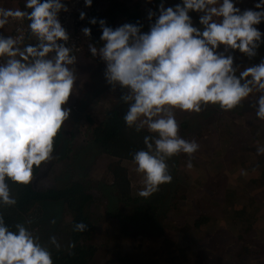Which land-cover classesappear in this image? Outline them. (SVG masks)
<instances>
[{"label": "clouds", "instance_id": "obj_1", "mask_svg": "<svg viewBox=\"0 0 264 264\" xmlns=\"http://www.w3.org/2000/svg\"><path fill=\"white\" fill-rule=\"evenodd\" d=\"M85 5L91 7L92 0ZM25 7H0V29L10 20H27L37 40L21 48L23 35H0V58H8L0 64V203L6 206L17 203L6 180L27 186L34 167L52 159L54 140L70 115L64 106L77 81V57L66 46L69 35L58 19L68 7L62 0H26ZM255 8L261 10L241 12L233 0H182L174 8L161 4L158 17L149 11V21L156 18L146 33L139 22L113 29L99 21L103 46L89 44V50L106 64L105 79L113 90L117 85L127 90L121 96L129 105L123 116L127 127L150 133L144 137L147 150L133 154L135 170L143 175L138 196L148 198L171 183L169 158L187 154L186 167H193L191 157L199 144L181 138L174 110L199 113L211 104L230 111L254 91L264 93V60L237 75L233 56L225 55L229 49L249 58L257 55L262 33L254 25L264 20V0ZM190 11L203 13L202 31L193 26ZM82 32L88 37L91 29ZM221 45L224 51L218 52ZM257 105L256 116L264 120V94ZM257 155H264V147L257 148ZM87 227L76 223L73 230L85 232ZM15 228L10 230L0 215V264H53L52 253L38 237L23 224ZM50 243L61 249L56 236Z\"/></svg>", "mask_w": 264, "mask_h": 264}, {"label": "rangeland", "instance_id": "obj_2", "mask_svg": "<svg viewBox=\"0 0 264 264\" xmlns=\"http://www.w3.org/2000/svg\"><path fill=\"white\" fill-rule=\"evenodd\" d=\"M21 1L0 0V7L22 9L26 4H19ZM122 1L133 6L139 0ZM150 1L153 2V5L149 2L147 6L142 7L143 19H145V23L149 24L148 31L150 24L155 22V17L149 21V11L151 10L157 17L159 16L155 12V7L158 5H154L153 0ZM220 2L222 3V0ZM233 3L241 12L248 9L261 10L255 8V5L261 3V0H233ZM158 4L159 6L165 5L163 1ZM123 24H125L124 19L111 23L114 29ZM7 26L8 24L5 25V30L0 35L8 33ZM35 40L33 39L31 43ZM88 50L89 46L82 53L74 54L77 57V62L73 66L77 81L69 101L64 106L70 109V115L65 121L64 127L73 141L74 156L69 159L63 158L62 162L52 171L49 169L42 174L39 178L41 183L47 182L46 179L49 178L62 184L64 180L66 181V176L63 175L59 178L58 176H62L64 170H69L72 178L85 180L87 187L93 190L99 183L112 185L107 168L117 159L113 160L105 155L94 159V151H97V147L89 145L93 126H90L87 117H92V123L102 122L110 107L120 106L123 103L121 96L127 90L120 89L119 85L117 86L120 87V92L116 93L112 89L105 79L106 64L103 62L101 67L103 70L99 71L100 65L97 64V59L100 57L97 55L94 58H89ZM263 50L264 45L260 43L255 57H258L261 54L258 52ZM217 51L223 52L224 46L221 45ZM228 53L229 50L225 55ZM247 58L242 55L241 63L237 66V75L239 71L250 67L247 63L249 58ZM261 94L264 93L254 91L250 97L230 111H224L217 108V105L211 104L203 106L199 113L174 110L181 138L188 141L195 140L199 144V149L191 157L193 167L191 169L186 167L188 159L180 161L179 174L175 176L174 182L168 183L169 191L161 195L158 193V196H155V200L159 199V202H164L165 206L169 205L170 201L175 206L171 212L169 211V221L165 223L164 217L159 220V227L163 221L162 228L164 229L175 223V228L168 230L167 233L165 230L163 231L169 242L157 246L155 242L150 241L148 246L141 248L143 237L141 232L137 231L139 229L129 224L123 225L116 219L110 221V218L105 215L104 208L96 207L95 219L97 222L92 242L98 247L97 264H121L118 261L124 257L125 253L129 257V264H183L184 260H190L192 248L201 244L202 242L199 241L202 238L207 239V235L203 234L193 237V226L186 220L196 217L199 213L211 214L217 222V229L227 236H232L233 240L236 239L238 229L240 233L243 232L242 228L244 227L239 228L234 222L240 221L246 212L256 211L255 207L259 202L256 196L263 198L264 203V179L262 178L264 155H257V148L264 147V120H260L256 116L257 101ZM183 121L187 124L186 129L182 126ZM178 155L188 156L184 153ZM178 155L176 156L178 157ZM118 162L120 161L118 160ZM121 164L127 168L128 178L134 190L133 197L137 199L139 198L137 193L143 187V175L136 172L135 163L123 161ZM242 170L247 172V175H241ZM249 200L251 203H248ZM150 201L154 202V198ZM228 202H230L227 205L228 209L230 210V206H232L234 214L227 213L226 208L224 209ZM242 208L244 209L243 213L240 212ZM44 209L43 207L37 209L28 220L31 232L39 240L44 239V236L41 238L40 234L42 232L40 225L44 226L45 223V220L40 218ZM60 213L61 209L53 214L51 219L58 218ZM260 214L264 215V212ZM52 225L51 223L47 227ZM46 228L43 229L46 231ZM258 228L260 231H264V219L259 222ZM63 238L67 240L65 235ZM221 240L226 241L227 239L222 238ZM246 244L240 251L257 250L258 247L264 245V242L252 240L248 245ZM160 254L164 257L159 258ZM218 262L214 264H219ZM246 262L240 261L238 264H246ZM123 264L127 263L123 262ZM221 264L237 263H232L229 257H225V261Z\"/></svg>", "mask_w": 264, "mask_h": 264}, {"label": "trees", "instance_id": "obj_3", "mask_svg": "<svg viewBox=\"0 0 264 264\" xmlns=\"http://www.w3.org/2000/svg\"><path fill=\"white\" fill-rule=\"evenodd\" d=\"M153 1L154 5H158L155 7V12L158 14V3H160V1L165 3V8H174L177 4L182 5V0ZM149 2L153 5V2L150 0L136 1L133 6L125 4L122 0H93L94 12L90 20L95 18L97 23L93 25L89 22L88 24V28L91 29V34L87 37L88 44H92L98 49L103 46L104 42L100 39L102 35L99 24L100 20L106 21V26L112 27L113 29L114 27L111 23L119 19H124L125 23L130 24L139 22L143 25L142 32H148L147 27L149 24L145 23V19H143L144 11L142 7L147 6ZM21 3L26 4V0H22ZM23 7V10H28L25 6ZM201 15H203V13L195 11L189 12L193 26L202 31L203 26L200 25L199 22ZM24 21L29 23L27 20ZM254 27L262 33L261 44L264 45V20H262L260 24L254 25ZM33 39H36V37L31 36L30 42L27 41L25 45H35L37 40L31 43ZM258 53H261L258 57L254 56L249 58L239 50L229 49L227 55L231 54L233 56V67L238 68L237 66L241 63L242 55L249 58L247 63L250 66L258 65L264 60V50ZM87 56L89 58H94L90 50L87 51ZM97 64L100 65L99 71L103 70V68H101L103 61L100 58L97 59ZM119 88L120 87L116 86L114 91L116 93L120 92ZM128 107L129 105L125 102L121 103L120 106L114 105L110 107L103 121L99 123H92V117H87L90 126H93L91 130L92 138L89 145L97 147V151H94V159L102 155L110 157L113 160L117 159L107 168L112 185L99 183L93 190L87 187V182L85 180L81 179V181L72 178L71 171L69 170H64L63 173L61 172L62 176H58V178L63 177V175L66 176V181L64 180L62 184L56 183V180H50L49 178L46 179L47 182L45 183L39 181L42 174L46 173L49 169V171H52L55 166L62 162L61 160L63 158L69 159L74 156L73 141L69 134H67L64 125L54 140L52 159L42 164L40 168L34 167L33 178L29 185H19L10 180H6L11 195L17 200L14 206H6L0 203V215L3 216L6 226H8L10 230L16 231L15 225L20 223L31 231L28 224L29 217L32 216L37 209L41 207L45 208L41 214L42 216L40 215V218L45 220L44 226L40 225L42 231L40 233L41 238L44 236V239L39 240V242L52 253L53 264H97L96 255L98 247L92 242L95 231L94 227L97 222L95 219L96 207L104 208L106 211L105 215L110 218V221L116 219L123 225L129 224L139 229L137 231L141 232V236L143 237L141 248L148 246L147 244L150 241L155 242L157 246L163 245L164 242H169V240L165 238L166 236L163 231L165 230L167 233L168 230L170 231L172 228H175V223L164 229L162 228L163 221L159 227V220L161 217H164L163 220L165 223L169 221V214L175 206L171 204V201L169 205L165 206L164 202H159L157 198L155 200V196H158V193L161 195L169 191V184L161 185L159 191L149 198L139 196V198L134 199V190L128 178L127 168L121 164L123 161L134 163L133 154L139 150H147L144 144V137L150 135L147 129L136 132L134 128L127 127L123 116L126 114ZM217 108H220L219 105H217ZM182 126L186 129V122H184ZM178 157L179 159H177ZM178 157H171L167 160L170 175L173 177L172 182H174L175 176L179 174L180 161H183V159L189 160L188 156L181 157L178 155ZM118 160L120 162H118ZM262 178L264 179V171ZM256 197L259 200L257 206L259 205L260 209L256 206V211L250 210V212L248 211L242 215L240 221L234 222L239 228L244 227L242 228V233H240L238 229L235 240H233L232 236H227L222 233L220 229H217V222L211 214L199 213L196 217L187 218V222L192 224L194 229L193 237L203 234L207 235V239L202 238L199 241L202 243L192 248L190 260H184L183 264H214L218 261L223 263L225 257H229L232 263L236 262L237 264L240 261H247L246 264H264V245L258 247L259 249L257 250L247 249L240 251L245 243L248 245L252 240H262L264 242V231H260L258 228L259 222L264 219V215L260 214L264 212V210H262L264 208V203L263 198H260V196ZM152 198H154V202L150 201ZM229 203L230 202L224 206V209L226 208L227 213H233L232 206H230V210L228 209L227 205H229ZM248 203H251L250 200ZM60 209V216L54 219L56 223L48 228L47 225H51V216L59 212ZM241 210L240 212L243 213L244 209L242 208ZM38 222L40 221L38 220ZM81 222L87 224V231H74V225ZM44 227H47L46 231L43 229ZM53 235L57 237V240L61 244V249L59 251L50 243V237ZM64 235L67 240L63 238ZM222 238L227 240L223 241L221 240ZM71 244H75V247H70ZM163 257V255H159V258ZM216 258H218V260H216ZM123 262L129 264V257L126 253L124 257L118 261V263L121 264H123ZM221 262L218 263L221 264Z\"/></svg>", "mask_w": 264, "mask_h": 264}, {"label": "built area", "instance_id": "obj_4", "mask_svg": "<svg viewBox=\"0 0 264 264\" xmlns=\"http://www.w3.org/2000/svg\"><path fill=\"white\" fill-rule=\"evenodd\" d=\"M62 3L69 9L68 12L61 11L58 13L59 22L69 35V41L66 43V46L72 48V54H80L89 46L87 37L83 34L82 29L88 28L90 17L94 12L93 0L91 7L85 5V0H62ZM81 12L85 13L83 20L80 19ZM10 23L12 28L4 36L16 37L23 35L24 39L20 45L23 48L27 41L30 40V37L33 36L28 28V23L17 20H10ZM7 59V57L0 58V64L5 63Z\"/></svg>", "mask_w": 264, "mask_h": 264}, {"label": "crops", "instance_id": "obj_5", "mask_svg": "<svg viewBox=\"0 0 264 264\" xmlns=\"http://www.w3.org/2000/svg\"><path fill=\"white\" fill-rule=\"evenodd\" d=\"M8 4H15V3H8ZM19 4H21V5H23L21 2H19ZM2 7V6H1ZM24 8V7H23ZM23 8L21 9V10H23ZM7 28H8V32L11 30V23H10V21H9V23H8V26H7ZM5 30V28H3V29H0V33L1 32H3ZM7 33V32H6ZM5 34V33H4Z\"/></svg>", "mask_w": 264, "mask_h": 264}]
</instances>
